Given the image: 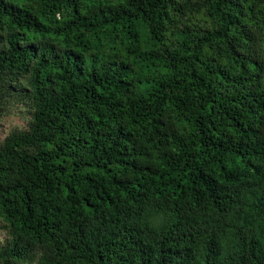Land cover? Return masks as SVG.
<instances>
[{"label":"clouds","instance_id":"clouds-1","mask_svg":"<svg viewBox=\"0 0 264 264\" xmlns=\"http://www.w3.org/2000/svg\"><path fill=\"white\" fill-rule=\"evenodd\" d=\"M149 3L151 11L143 18L156 47L151 54H145L138 41L130 40L127 43L130 54L125 59L117 50L121 42L115 37L119 33L103 31L98 9H103L105 19L114 24L107 16L109 9L114 15L125 9L129 15L139 16L137 7L144 8ZM74 7L83 9L80 15L74 13ZM30 9L29 34L22 31L23 21H16L20 28L13 24L0 25V53L12 60V68L0 66V72L11 73L15 69L16 78L24 80L32 101L30 125L41 124L39 116L45 103L39 91L44 88L42 75H49L52 68H61L64 75L52 79L73 85L75 70H79L84 74L76 80L79 88L73 87V92L80 93V99L75 102L81 107L75 111L85 118L87 113L99 116L105 121L95 126L99 134L114 141L118 133L130 132L127 140L133 151L129 158L137 171L159 172L167 166L181 173L190 168L208 174L207 191L196 183L194 187L182 189L183 195L175 200L171 196L157 200L155 192H150L140 202L133 203L131 197L120 201L124 215L121 227L137 235L139 249L109 252V256L118 258L127 251L128 257L122 264H138L141 249L149 253L153 248L167 250L174 243L176 253H181L177 259L183 264L185 261L187 264H264V208L244 195V190L253 185L264 186V0H95L90 7H85L81 0H33ZM85 13L88 20L84 19ZM41 16L44 23L39 21ZM89 22L94 25L97 38L104 35L108 39L97 44L87 43L92 35ZM28 47L36 59L29 62L26 55H20L17 60V54ZM77 48L82 49V54L74 56L73 50ZM145 58L166 65L169 74L145 77L136 64ZM218 74H223L228 83H222ZM90 75L103 88L102 97H84V90L92 86ZM125 80L128 83L121 87L120 81ZM158 86L160 91L156 90ZM144 87L152 89L154 104L145 99ZM63 93H68L67 87ZM37 95L41 98L37 99ZM210 103L215 104L211 114ZM226 118L235 119L239 126L226 124ZM205 122L219 129L218 134L229 137L232 140L229 147L235 148L243 158L241 164L233 165L229 180L235 184L230 187L221 189L219 184L210 182L215 175L211 165L218 156L213 151L214 142L208 141ZM245 126L255 132L254 137L244 131ZM229 127L233 128L231 135L227 131ZM81 130L82 125H74L70 135L75 136ZM242 140L247 144L238 143ZM125 147L119 151L124 152ZM245 147L247 151H240ZM91 155L85 149L73 159L82 163L87 158L92 165ZM112 162L115 167L116 161ZM180 162L184 167L178 168ZM24 174L23 170L18 173L21 178ZM113 175L136 182L135 173L127 169ZM70 179L73 183L78 181L75 175ZM192 179L195 181L196 177ZM146 184L151 186L150 179L146 178ZM220 192L226 194L218 195ZM86 194L82 186L79 195ZM18 212V209L12 211L0 192V223L7 225L9 231L23 235L28 230L27 227L23 231L19 229L23 217ZM6 235V231L0 230V244ZM28 239L39 253L36 259L25 264H36L37 260L40 264L77 261L94 264L97 254L91 251L89 240L99 243L94 235L81 243L79 237L69 238L65 231L49 239L35 230V237ZM61 239H68L69 245L75 246L72 255L67 254ZM5 260L15 264L11 256H0V264H5ZM109 264L117 261L110 260Z\"/></svg>","mask_w":264,"mask_h":264},{"label":"trees","instance_id":"trees-1","mask_svg":"<svg viewBox=\"0 0 264 264\" xmlns=\"http://www.w3.org/2000/svg\"><path fill=\"white\" fill-rule=\"evenodd\" d=\"M81 2L85 7H90L95 0H81ZM32 3L33 0H0V25L13 24L14 27L20 28V23L16 21H23L22 31L24 34H29L28 25L29 18L32 17L30 9ZM151 7V3L144 8L137 7L136 12L139 16L129 15L125 9H121L114 15L112 9H109L107 16L115 22L114 24L105 19L103 9H98L99 19L103 21L101 25L103 31L110 34L119 33L115 37L121 42L117 50L123 54L125 59L130 54L127 48L130 40L138 41L145 54H151L154 51L156 44L152 38L151 29L143 18L151 11ZM73 11L76 15H80L83 9L78 10L74 7ZM84 19H89L87 13ZM39 21L44 23L42 16ZM88 28L92 35L87 39V43L97 44L108 39L104 35L97 38L91 22ZM73 52L74 56H79L82 54V49L77 48ZM113 54L115 55V52ZM20 55H26L29 62L36 59L31 47L18 53L17 60L20 59ZM0 62H2L0 66L12 68V60L2 53H0ZM38 62L43 63V61ZM72 63L75 65V59ZM136 64L145 77L149 74L155 76L157 73L164 76L170 71L166 65L155 59L145 58L137 61ZM127 67L125 65V68ZM75 71L73 85H69L65 80L52 79L57 75H64L61 68H52L49 75H42L44 88H40L39 91L43 93L45 103H43L44 111L39 116L41 124L29 125L28 129H32L31 132H28V129L11 132L0 146V192L3 193L12 211L17 212L18 209L17 214L23 217L18 225L19 229L23 231L27 227L28 230L23 235H17L3 224V229L7 232V240L0 247V256H11L15 264H25L38 256L39 249L28 239L29 236L35 237V230H39L49 239L65 231L69 234V238L79 237L81 243L86 237L94 235L99 240V243L96 240H89L91 251L97 254L94 264H109L110 260H116L117 264H122L128 257L127 251H124L123 255L118 258L115 255L110 257L109 252L118 253L122 249H139V240L133 231L121 227L124 215L120 201L131 197L133 203L140 202L147 199L150 192H155L157 200H160L162 196H171L175 200L183 195L182 189L194 187L196 183L202 185L203 191L208 190V185L205 184V177L208 174L202 171L194 172L189 168L181 173L178 169L173 170L172 167L167 166L161 168L159 172H152L148 169L137 171L129 158L133 151L131 143L127 140V137L131 135L130 132L118 133L114 141L99 134V128L95 126L105 123L99 116L87 113L85 118L84 115L75 111L81 107L75 102L80 99V93L73 92V87L79 88L75 82L79 76L84 74L82 71ZM100 79L103 77L101 76ZM218 79L222 83H228L224 80L223 74H218ZM89 83L92 86L84 90V97L86 99L102 97L103 88L91 75ZM127 83L126 80L120 81L121 87ZM53 85L56 87L53 88ZM37 87L39 88V84ZM66 87L68 93L65 95L63 89ZM143 90L146 93L145 99L154 104L156 101L152 89L144 87ZM156 90L160 91L159 86ZM27 93L25 82L22 78H16L15 69L11 73L0 72V117L7 103L22 105L28 109V114L31 116L33 114L32 101ZM40 98V95H37V99ZM95 102L99 103L98 100ZM248 102L253 103L251 99ZM225 103L231 102L226 101ZM214 107V103L209 104L210 114ZM73 116L76 117L75 120L72 119ZM225 123L239 126L235 119L226 118ZM74 125H82V130L75 136H71L70 131ZM204 126L209 130L208 141L214 142L213 151L218 156L213 159L211 165L215 175L211 177L210 182L219 184L221 189L230 187L235 184V181L230 182L229 180V175L233 173V165L241 164L243 158L235 148L229 147L232 144L229 137L218 134L219 129L210 123L205 122ZM227 131L231 135L233 128L229 127ZM244 131L249 136H255V132L247 126ZM94 132L95 135H93ZM61 141H67V143L62 144ZM238 143L246 145L247 141L242 140ZM25 144L29 146L27 149L22 147ZM122 146H126L124 152L119 151ZM17 148L20 150L17 151ZM85 149L92 153V165L89 164L87 158L82 163L73 159L74 155L83 154ZM240 151H247V148H241ZM113 160L116 161L115 167ZM46 165L48 170H46ZM180 167H184L183 162H180L178 168ZM125 169L135 173V183L113 175L114 172ZM21 170L25 173L22 178L18 175ZM240 171L242 172L243 169ZM73 175L78 178L76 183L70 179ZM194 176L195 181L192 179ZM146 178L150 179L151 186L146 184ZM101 180L104 181L103 184L100 183ZM82 186L85 188L86 195H79ZM225 194L218 193V195ZM244 195L250 196L257 205L264 208V186L253 185L244 190ZM10 196L11 199H9ZM57 197H59V202H57ZM72 197L76 199L72 200ZM64 201L68 203L65 204ZM60 243L67 247L68 255L76 251L74 245H69L68 239H61ZM108 245L112 247L109 248ZM140 252L138 264H145V261L147 264H183L182 260L177 259L181 253H176L174 243L167 250L161 247L159 250L151 249L150 253L142 249ZM186 259L187 257L184 256L183 260ZM5 264H10V262L5 260ZM36 264H40L39 260ZM75 264H80V262L77 261ZM185 264H187L186 261Z\"/></svg>","mask_w":264,"mask_h":264},{"label":"rangeland","instance_id":"rangeland-1","mask_svg":"<svg viewBox=\"0 0 264 264\" xmlns=\"http://www.w3.org/2000/svg\"><path fill=\"white\" fill-rule=\"evenodd\" d=\"M7 103L3 115L0 117V146L2 142L10 135L11 132L16 130H27L30 123L28 120L29 114L28 109L22 105H11ZM11 105V106H10ZM0 230L3 229V223H0ZM7 235L4 237V243H6ZM3 244H0L2 247Z\"/></svg>","mask_w":264,"mask_h":264}]
</instances>
